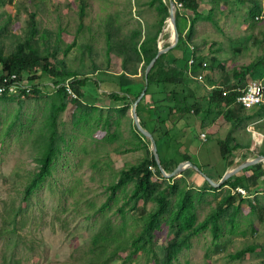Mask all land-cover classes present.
Listing matches in <instances>:
<instances>
[{
    "label": "rangeland",
    "instance_id": "374dc122",
    "mask_svg": "<svg viewBox=\"0 0 264 264\" xmlns=\"http://www.w3.org/2000/svg\"><path fill=\"white\" fill-rule=\"evenodd\" d=\"M84 1L81 22L79 0H0V56L7 57L20 44L31 43L38 54L87 78L86 91L80 95L42 89L0 99V228L5 210L15 213L22 208L18 218L27 222L18 231L24 241L16 256L7 244L21 237L0 232V263L81 264L82 248L103 220L110 218L128 246L106 264H165L166 247L174 241L180 244L171 264H264V220L256 219L259 212L264 215L259 196L248 197L246 192L245 199L237 198L235 208L220 220L224 235L231 234L216 241L209 225L199 228L198 233L181 226L193 214L194 227H199L230 190L221 186L204 189L206 174L197 167L202 156L209 165L217 161L216 139L219 133L220 138L227 136L223 137L226 130H222L226 125L217 124L221 127L217 136L213 125L215 120H225V114L191 118L190 124L178 120L176 132L171 133L172 158L187 155L198 170L187 167L174 178L159 177L158 188L147 198L133 195L137 186L133 177L115 187L121 170L151 156V142L137 131L133 101L124 105L104 96L93 78L109 83L124 75L120 78L123 89L129 86L137 95L147 65L133 45L159 28L160 17L157 0L155 4L148 0ZM218 2L213 15L195 21L189 45L190 50L206 54L210 65L221 62L225 66L224 72L218 69L213 73L215 80L226 72L232 78L233 69L256 63L264 36V0ZM209 4L200 7L204 14L208 15ZM257 4L261 13L256 11ZM252 11L258 12L255 18ZM31 14L35 16V35L28 40ZM166 23L165 19L163 28ZM170 32L164 30L162 46L170 43ZM125 49L128 52L123 55ZM126 60L128 67L124 68ZM253 70L252 81L264 82V68L255 66ZM47 80L41 78L34 85ZM194 82L199 93L210 87L206 79ZM146 98L151 99L149 95ZM257 120H264V116L247 121L250 126H260ZM51 132L56 155L50 175L26 202L24 190L38 171ZM150 170L157 176L154 166ZM164 188V211L159 212V191ZM182 201L190 206L189 212L177 219L175 213ZM231 216L236 219L228 220ZM242 248L238 258L231 257ZM82 264H86L85 259Z\"/></svg>",
    "mask_w": 264,
    "mask_h": 264
},
{
    "label": "trees",
    "instance_id": "16d2710c",
    "mask_svg": "<svg viewBox=\"0 0 264 264\" xmlns=\"http://www.w3.org/2000/svg\"><path fill=\"white\" fill-rule=\"evenodd\" d=\"M151 4H155V0H148ZM176 9V23L179 32L178 41L168 51L161 53L148 73L147 90L144 97L137 105V113L140 118L141 125L151 132L153 135L157 147L158 153L161 160V165L167 173L172 172L177 165L182 161H190L187 155H183L182 159H174L170 155L169 141L172 136V132H176V123L179 120L182 123L190 124L191 118L196 120L198 117L204 116V119H208L211 115L215 114L218 116L224 115V119L220 121L230 124L232 127L231 132L225 138H217L216 146L218 147L217 161L209 165L204 161L206 156H202L201 162L197 167L198 169L206 174L212 181L217 182L223 176L225 170L233 164L235 153L242 147L241 142L235 138L233 131L246 122L247 120L254 117L264 116V102L252 107L245 108L237 102V96L241 94L246 87L252 82L253 68L255 66H261L264 68V36L262 40V54L260 59L250 64L247 67L235 68L232 71V78L228 77V73H224L220 80H215L213 73L218 69L221 72L225 71V66L218 63V65L209 64L206 61V54L198 53L195 50H190L189 45L192 41L191 33L193 31L195 21L198 19L209 18V15L214 14L215 7L219 4L218 0H175ZM179 2L182 3L179 6ZM227 2V1H226ZM209 4L210 10L207 14H204L201 6ZM228 3V2H227ZM84 0H79V20L82 22V18L85 14ZM256 11L261 13L260 6L257 4ZM157 11L160 17V26L154 32L148 34L141 42H136L133 45L135 51H137L143 57L145 66L150 62L158 51L157 36L165 24V19L169 14V3L168 0H157ZM221 12V9L220 11ZM258 12L252 11L251 16L254 18ZM211 19V21H213ZM215 22V21H214ZM30 33L28 40H31L35 35V16L31 14L30 17ZM107 36V42H109V36ZM133 36L132 38H135ZM107 50L109 52V46L107 44ZM128 50L123 51V55H126ZM194 59V63L190 64V60ZM213 62L217 61L215 56ZM204 62L207 63L204 66ZM128 61L124 63V68H127ZM146 70V67H145ZM134 71L133 73H135ZM145 72V71H144ZM17 74L19 79L28 80L30 82H41V78H47L48 80L44 83H38L36 86L33 85L30 93H37L45 89H52L51 84L57 85L68 77H72L70 87L73 92L77 95L84 94L86 77H81L77 73L65 70L63 67H59L57 64L50 61L47 55H40L35 51V48L31 46V43H22L17 49L9 54L7 57L0 56V76L4 74ZM199 73L203 74L202 83L205 79L208 81L210 87L206 86L203 89V93H199L196 89L194 80L197 78ZM124 75L118 76L117 80L106 82L105 80L93 78V83L97 88L104 89L102 92L104 96L109 97L111 100L119 101L124 105L129 101H135L141 94L143 86L146 84L145 73L143 76V85L137 95H133V90L128 87L123 89L120 78ZM195 79H194V78ZM222 82V84L219 83ZM260 81V80H258ZM217 82V83H216ZM263 82V81H262ZM207 83V82H206ZM207 84V85H208ZM264 84V82H263ZM172 87V88H171ZM201 88V87H198ZM157 90V93L153 91ZM206 91V92H205ZM227 92L226 95L223 93ZM57 94H66L64 88H59L56 91ZM160 93L163 96H157ZM29 94V93H27ZM150 96V101H147V96ZM5 98V97H3ZM1 99V98H0ZM177 119V120H176ZM181 119V120H180ZM219 121V122H220ZM170 124V128L168 125ZM222 125V123H220ZM139 132V130L137 129ZM140 133V132H139ZM141 134V133H140ZM144 138L148 139L143 135ZM56 147L54 142V133H50V140L47 142V146L39 159V168L35 173L30 183L26 186L25 201L29 202L31 196L35 193V190L39 188L41 182L50 175V167L53 163ZM255 151V149H253ZM155 167V174L150 170V167ZM244 175H233L228 178L221 187H228L229 192L217 203L216 210L207 217L199 227H194L193 214L187 218L184 225L181 226L184 230L199 232V228L208 225L215 236V241L224 235L222 229H220V220L223 214L227 213L229 209L235 208V202L237 198L242 199L241 193L234 192L237 187H243L249 193L256 191L257 193L262 192V186L259 185L258 180L261 176H264V168L262 163L255 164L242 170ZM164 174L161 172L153 153L151 156L143 160L137 165L131 166L128 169L121 170L119 181L115 187L124 183L126 179L135 178L137 186L133 192L134 196L143 198L150 197L152 192L159 186V177H163ZM204 189H216L212 186L205 178L203 179ZM172 187V186H170ZM166 189H161L159 192L161 197L158 200V211H164V198L162 193ZM244 198V199H245ZM184 201V200H183ZM179 203L175 216L177 219L184 218L185 213L189 212V205L184 202ZM251 204V203H250ZM252 205V204H251ZM253 206V205H252ZM239 207V206H238ZM254 207V206H253ZM166 210V208H165ZM261 210V208L259 209ZM239 209H237V212ZM3 217V223L0 228L2 234L5 233H20V229L26 227V219H19L18 214L22 213V208L15 213L5 210ZM197 219V214H195ZM231 216L228 220H234ZM256 219L264 220V215L259 212L256 215ZM114 222L110 218H105L101 223L98 231L92 236L90 242L84 246L81 250L79 260L82 264L85 259L86 264H106L118 253L124 250L128 246V241L122 237L121 230L114 226ZM151 227V223L148 224L147 229ZM23 239L9 240L7 247L13 250V256H16L20 249V245L23 243ZM178 241L169 243L166 247L165 252V264H171L172 259L176 255L177 248L179 249ZM249 247L248 249H252ZM244 252V248L231 254L232 258H238L240 253ZM86 257V258H85ZM4 264V263H0Z\"/></svg>",
    "mask_w": 264,
    "mask_h": 264
},
{
    "label": "water",
    "instance_id": "95a60500",
    "mask_svg": "<svg viewBox=\"0 0 264 264\" xmlns=\"http://www.w3.org/2000/svg\"><path fill=\"white\" fill-rule=\"evenodd\" d=\"M169 3V14L166 18V20L170 21V24L172 25V36H171V40L170 43L166 46H162L161 43L163 42V34H164V28L162 29V31L159 34V38H158V51L156 53V55L154 57H152V59L150 60V62L147 64L146 66V70H145V79H146V84L142 89L141 94L137 97V99L133 102L132 105V118L133 121L137 127V129L139 130V132L144 135L145 137L149 138L150 142H151V150L152 153L155 157V160L161 170V172L167 177V178H174L177 175L181 174L182 171L184 169H186L187 167H193L195 170H198L197 167L192 164L190 161H182L180 162L177 167L170 173H167L164 168L161 165V160L159 157V153H158V147H157V143L153 137V135L151 134L150 131H148L147 129H145L140 122V118L139 115L137 113V105L138 103L141 101V99L144 97L146 90H147V81H148V73L151 69V67L153 66V64L155 63L157 57L163 53L168 51L170 48H172L173 46H175V44L178 41V36H179V32H178V28H177V23H176V9H177V5H176V1L175 0H168ZM264 161V155H260L252 160H246L244 161L242 164L238 165V166H234L230 169H228L223 176L221 177V179L218 182H213L209 177L204 175V178L214 187H220L228 178H230L231 176H233L234 174L238 173L240 170H242L243 168L249 166V165H253L256 164L258 162Z\"/></svg>",
    "mask_w": 264,
    "mask_h": 264
},
{
    "label": "built area",
    "instance_id": "2783aa9c",
    "mask_svg": "<svg viewBox=\"0 0 264 264\" xmlns=\"http://www.w3.org/2000/svg\"><path fill=\"white\" fill-rule=\"evenodd\" d=\"M179 6L182 5L181 2L178 3ZM191 49H194L193 46H191ZM194 63V59L192 58L190 60V64ZM204 66L207 65L206 62L203 64ZM197 80L202 81L203 80V74L199 73L197 75ZM70 81L71 78H67L64 80L63 83L54 85L51 84L52 89L55 91L59 88H64L65 92H67L68 95L75 96V93L73 92L72 88L70 87ZM34 83L30 82L28 80H21L17 76V74H4L3 76H0V98L3 97H15L19 96L21 94H27L30 93L32 90ZM227 92H224L223 94L226 95ZM237 102L240 103L245 108H251L254 106H257L264 102V84L261 81H252L246 89L237 96ZM201 137L205 139L206 135L204 133L201 134ZM234 192L241 193L243 196L246 194V190L242 187H237L234 189Z\"/></svg>",
    "mask_w": 264,
    "mask_h": 264
},
{
    "label": "crops",
    "instance_id": "0c3cea01",
    "mask_svg": "<svg viewBox=\"0 0 264 264\" xmlns=\"http://www.w3.org/2000/svg\"><path fill=\"white\" fill-rule=\"evenodd\" d=\"M102 90H104V89H102ZM257 121H260L259 122L260 126H250L248 121H246V122L242 123L241 125H239L235 129V132H236L235 138H237L238 141H241L242 145L245 147L240 148L238 150V152L235 153V156L233 159V164L231 166H229L225 170V172L234 166H238V165L242 164L246 160H252V159H254L260 155H264V142L263 143L260 142L261 139H263V141H264V120H257ZM218 123H222V124L226 125V128H222V130L223 129L226 130V134H224L223 137H225L226 135H228L231 132L232 127L230 126V124H226L225 122H222V121L217 122V120H215V123L213 126L216 127L215 128L216 129L215 130L216 136H217V133L219 131H221L220 128L222 127V125H221V127H218V126H220V124L217 126ZM217 137H221L220 133L218 134ZM253 149H255V151ZM258 163H262L263 168H264V161H261ZM258 163H256V164H258ZM253 165H255V164H253ZM253 165H249L247 167H250ZM247 167H245V168H247ZM245 168H243V169H245ZM242 170H240L236 174L243 176L244 173ZM258 183L260 186H262V189H263L262 192L257 193L255 190L251 191V193L250 192L248 193L247 191L246 192L249 194L248 197L259 196L262 199V201L264 202V176H261L259 178ZM242 198H245V197H242ZM262 205L264 207V203Z\"/></svg>",
    "mask_w": 264,
    "mask_h": 264
},
{
    "label": "bare ground",
    "instance_id": "6f19581e",
    "mask_svg": "<svg viewBox=\"0 0 264 264\" xmlns=\"http://www.w3.org/2000/svg\"><path fill=\"white\" fill-rule=\"evenodd\" d=\"M167 21V20H166ZM164 30H170L171 32H170V40H171V36H172V33H173V31H172V25L170 24V21L168 20L167 21V23H166V27H164ZM161 45H162V43H161ZM68 78H72V77H68ZM67 79V78H66ZM256 81H258V80H256ZM262 82V81H261ZM60 83H63V82H60ZM60 83H58V84H60ZM263 83V82H262ZM20 96V95H19ZM255 107V106H254ZM252 108V107H251ZM205 134V133H204ZM150 168H152V166L150 167Z\"/></svg>",
    "mask_w": 264,
    "mask_h": 264
}]
</instances>
